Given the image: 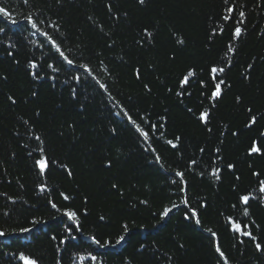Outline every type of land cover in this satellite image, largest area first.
<instances>
[{"label":"trees","instance_id":"16d2710c","mask_svg":"<svg viewBox=\"0 0 264 264\" xmlns=\"http://www.w3.org/2000/svg\"><path fill=\"white\" fill-rule=\"evenodd\" d=\"M232 2L237 11L223 21V0H0L11 13H0V264H24L21 253L38 264H225L217 238L226 264H264V252L228 223L252 225L264 248V154L249 153L254 142L264 151V0ZM212 66L224 69L214 106ZM204 110L207 124L198 119ZM125 112L146 131L156 126L150 143ZM36 136L56 161L43 175ZM175 171L199 224L185 219ZM245 193L256 197L248 205L238 199ZM66 210L77 211L78 228Z\"/></svg>","mask_w":264,"mask_h":264},{"label":"snow or ice","instance_id":"6c2138e0","mask_svg":"<svg viewBox=\"0 0 264 264\" xmlns=\"http://www.w3.org/2000/svg\"><path fill=\"white\" fill-rule=\"evenodd\" d=\"M139 2L143 3L144 0H139ZM24 3L27 4L28 0H24ZM223 3L225 5V7L222 9L221 19L223 21L232 20L233 19V13L235 11H237L238 6L234 2H232V0H223ZM0 13H2L5 17H10V15H11V13L5 7H0ZM245 15L246 14H245L244 11H242V10L239 11V17L243 18V17H245ZM26 20L28 21L31 29H35L36 31H40L39 24H38V21H37L36 18H34L32 16H28V17H26ZM12 23L13 24H17L18 22L16 20H12ZM236 23H237V26L233 30V37L234 38L240 37L241 32H242L241 27L238 26L240 23H242V21L241 20H237ZM3 31H4V29L0 28V33H2ZM145 31H147V30H145ZM41 34L46 38L47 42H49L54 47L55 51L59 54V58L60 59H62L64 62H66L70 66H72L74 64L73 60L69 59L68 56H66L64 54V52L61 51V45H60V43H58V40L56 38H53V36L50 35L46 31L42 32ZM148 35L151 36V33H148ZM227 47H228V51L229 52L234 51L232 49L231 45H228ZM32 67L33 68H37V67H39V65L36 64L35 62H32ZM49 67H53V65L50 64ZM75 67L83 69L85 71L86 76L90 75L91 72H92V69L90 68V66L88 64L75 65ZM223 71H224L223 68H217L215 66H212L211 69H210V80L213 82L214 86H213V90L211 91L210 95L207 96L206 98L209 100L210 103L213 104V106H214V102L222 94L221 83H223V81L216 82L217 77H216L215 74L218 73V72L222 73ZM194 75H195V70L194 69L189 70L188 74L181 79L180 85L183 86V85L188 84L189 83V78L194 76ZM75 79L77 81H79L81 78L79 76H77V77H75ZM203 83L204 82L201 81L202 85H203ZM100 87L104 88L106 90V85H100ZM73 94H75L74 90H73ZM189 111L191 112L192 110L189 109ZM249 111H251V110L249 109ZM125 115L127 116L128 121L131 122L132 125L136 128V130L140 133V136L142 137L143 141L150 143V132H155L157 130L156 126L149 124V126H148L149 130L146 131V130H144V128H142L140 125H138L136 123V121L132 119V117L130 115H127L126 112H125ZM209 115H210L209 111L208 110H204V111H202L200 113L198 119L201 120L203 123L207 124ZM255 120H256V117L253 116L252 117V121L255 122ZM35 139L37 141H39L40 143L38 144L37 149H36L37 154L39 155V158L34 160V167L36 169H38L39 174L43 175L46 172V170L49 169L50 163H56V161L53 160L51 157L45 155L46 149H45V146L43 145V141L41 140L40 136H36ZM175 139L177 141H179L180 137H176ZM166 143L168 145H171L173 148H175L177 146L176 144L173 143L172 140H167ZM258 143L259 142H254L253 145L250 147V149H249V153L250 154H252V153L264 154V151H262L261 147L258 146ZM151 151L155 152V149L153 148V149H151ZM200 151L203 152L204 149L201 148ZM216 151L219 152V149H216ZM30 155H31V153H30ZM155 159H156L157 162H159L161 160V157L157 154ZM220 159H222V158L217 157V160H220ZM196 163H197L196 160H191L189 162V167L191 165H195ZM215 163H216V161H213V164H215ZM226 167L231 169V168H234V165L233 164H228ZM219 172H220V170L218 168H213L210 171L209 174L212 175V176H215V178L217 180H219L220 179ZM174 174H175L176 177L179 178V183L176 180H173L172 183H173V185H175L178 188L179 192L181 194H183V197H184L181 200V203L185 206V209H186V211H185V219L194 218L196 223L199 224L200 223L199 210H198L197 207H192L190 205V203H189V198L187 197L188 185H187V181H185L183 179L184 173L181 172V171H175ZM200 175H204V173H200ZM253 175L259 178L260 173L259 172H254ZM237 179H239V177H237ZM45 187H46L45 185H41L40 186L41 191H44ZM258 187H259V192L261 194H264V179H258ZM61 196H63V198L65 200L69 199V197L67 195H65L64 193H61ZM255 198L256 197L253 196L250 193L241 194L238 197L239 201L242 204H244V205H248L249 201L252 200V199H255ZM144 203H147V201H145ZM52 207L55 208L56 205L52 204ZM179 207H180V205L173 204L172 207H170V208H164L163 211L161 212V216L162 217H167L169 215V213L172 212V210L174 208H179ZM206 207H207V205L205 203H200L199 204V208L200 209H203V208H206ZM232 207L235 208L236 206L233 205ZM65 215L69 219H71L73 221H76L77 228L79 227L78 213H77L76 210H66L65 211ZM243 215H245V216L249 215L247 208L244 209ZM101 219H103V217H101ZM32 223L35 224V223H38V221H32ZM228 223H229V225H230V227H231L233 232L240 233L243 236L249 237L251 239V241L254 243L255 249L257 251L264 252V248H262V245H261V242H260L261 238L258 237L257 235H254L252 233V231L248 230V229H250L252 227V225H243L242 226L240 223H237L233 217H229L228 218ZM256 227H259V226H256ZM19 231L24 233V232H30L31 229L22 227V228L19 229ZM69 231H71V229H69ZM207 231L209 233H211V236L213 238L217 237V233L214 232L211 228L207 229ZM4 235H5V232L0 230V237H2ZM262 235H264V234H262ZM123 239H124V237L121 236L120 240H118L117 243H119ZM93 240H94V242L96 244H100V241L96 240L95 237H93ZM240 243H243V241H240ZM215 250L219 253L220 258H222L223 261H225V264H226L227 257L225 256V253L223 251H221V249H220L218 238H217L216 243H215ZM20 259L24 261V264H38V261L36 259H33V258L29 257V256H26L23 253L20 254ZM91 259L95 261L97 259V257L92 256Z\"/></svg>","mask_w":264,"mask_h":264}]
</instances>
